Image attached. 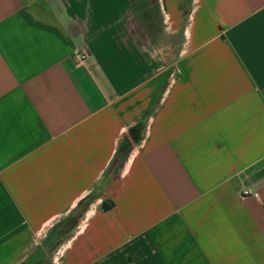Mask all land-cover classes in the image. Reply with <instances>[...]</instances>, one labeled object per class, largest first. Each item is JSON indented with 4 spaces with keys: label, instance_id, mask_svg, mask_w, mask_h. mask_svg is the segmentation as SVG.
Returning <instances> with one entry per match:
<instances>
[{
    "label": "crops",
    "instance_id": "1",
    "mask_svg": "<svg viewBox=\"0 0 264 264\" xmlns=\"http://www.w3.org/2000/svg\"><path fill=\"white\" fill-rule=\"evenodd\" d=\"M43 259L264 264V0H0V264Z\"/></svg>",
    "mask_w": 264,
    "mask_h": 264
},
{
    "label": "rangeland",
    "instance_id": "2",
    "mask_svg": "<svg viewBox=\"0 0 264 264\" xmlns=\"http://www.w3.org/2000/svg\"><path fill=\"white\" fill-rule=\"evenodd\" d=\"M79 218H80V215H78V214H74V215L70 216L67 220V226H70V227H67V229L71 230L72 226H75L79 222V220H80ZM53 252L50 251V254H52ZM40 263L41 264H50V261L48 259H43Z\"/></svg>",
    "mask_w": 264,
    "mask_h": 264
},
{
    "label": "built area",
    "instance_id": "3",
    "mask_svg": "<svg viewBox=\"0 0 264 264\" xmlns=\"http://www.w3.org/2000/svg\"><path fill=\"white\" fill-rule=\"evenodd\" d=\"M74 58L76 60V62L78 64H81L85 61V59L87 58V54L86 53H83V52H76L75 55H74ZM251 195V192L250 191H245L244 192V196H249ZM254 197H258V194H253Z\"/></svg>",
    "mask_w": 264,
    "mask_h": 264
},
{
    "label": "trees",
    "instance_id": "4",
    "mask_svg": "<svg viewBox=\"0 0 264 264\" xmlns=\"http://www.w3.org/2000/svg\"><path fill=\"white\" fill-rule=\"evenodd\" d=\"M38 264H41L40 262Z\"/></svg>",
    "mask_w": 264,
    "mask_h": 264
}]
</instances>
